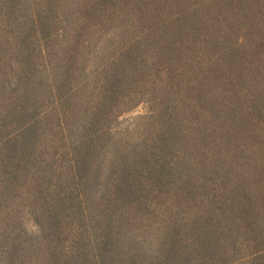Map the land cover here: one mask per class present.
<instances>
[{
    "label": "trees",
    "instance_id": "obj_1",
    "mask_svg": "<svg viewBox=\"0 0 264 264\" xmlns=\"http://www.w3.org/2000/svg\"><path fill=\"white\" fill-rule=\"evenodd\" d=\"M0 264H264V0H0Z\"/></svg>",
    "mask_w": 264,
    "mask_h": 264
},
{
    "label": "rangeland",
    "instance_id": "obj_2",
    "mask_svg": "<svg viewBox=\"0 0 264 264\" xmlns=\"http://www.w3.org/2000/svg\"><path fill=\"white\" fill-rule=\"evenodd\" d=\"M144 113H145V107L143 105L137 106L136 108H134L133 110H131L130 112H128L127 114H125L121 118H119L117 128L123 129L126 127H130L132 125L134 119L137 116L143 115ZM25 228L29 232H34V230H35L34 226L29 222L25 223Z\"/></svg>",
    "mask_w": 264,
    "mask_h": 264
}]
</instances>
